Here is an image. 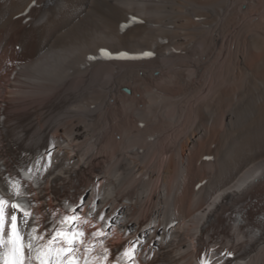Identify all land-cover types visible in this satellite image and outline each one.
Wrapping results in <instances>:
<instances>
[{
    "label": "bare ground",
    "instance_id": "bare-ground-1",
    "mask_svg": "<svg viewBox=\"0 0 264 264\" xmlns=\"http://www.w3.org/2000/svg\"><path fill=\"white\" fill-rule=\"evenodd\" d=\"M1 33L0 197L31 201L25 232L84 196L135 263L201 264L238 221L256 237L225 264H264V90L233 102L264 77V0H0Z\"/></svg>",
    "mask_w": 264,
    "mask_h": 264
},
{
    "label": "snow or ice",
    "instance_id": "snow-or-ice-1",
    "mask_svg": "<svg viewBox=\"0 0 264 264\" xmlns=\"http://www.w3.org/2000/svg\"><path fill=\"white\" fill-rule=\"evenodd\" d=\"M144 55L151 56L152 53ZM47 167L46 165L45 168ZM12 188L16 197H22L21 185L18 182L12 184ZM84 203V196L80 197V203L76 206L65 202L63 204L65 209L74 215L62 216L57 220L53 214V219L48 222L45 232L38 234L37 227H31L30 231L25 232L31 218L30 200L19 199L10 203L9 200L0 197V264H95L97 258L91 255L94 246H85L83 254L78 247V244L82 243L84 233L75 230V221L78 219L75 212L76 208L82 207ZM9 207L12 210L10 214L6 213ZM94 211L95 206L89 211V215H93ZM99 220L105 227L111 226L112 218L106 217L104 213L99 214ZM103 234V229L92 233L93 237ZM142 244L143 240L138 238L118 255L117 260L123 259L126 264H134L139 245ZM108 255V250L103 249L99 259L107 260ZM226 255L231 256L232 253L227 252ZM201 264H213L208 253L202 258Z\"/></svg>",
    "mask_w": 264,
    "mask_h": 264
},
{
    "label": "rangeland",
    "instance_id": "rangeland-1",
    "mask_svg": "<svg viewBox=\"0 0 264 264\" xmlns=\"http://www.w3.org/2000/svg\"><path fill=\"white\" fill-rule=\"evenodd\" d=\"M1 36H3V34L1 33L0 34ZM14 46H12V48H13ZM19 46H16L15 48L18 50L19 48H18ZM4 66H5V63H4V65H3V68H4ZM261 80H263V81H261ZM258 81L260 82V83H258ZM256 82V81H255ZM255 82H253V83H249L248 84V86L247 85H240V83H239V85L238 86H235V88L237 89L236 90V95H235V97H234V101L233 102H235V104L239 107L240 106V104L242 103V102H244L245 100H247L248 99V97H250V96H252V92H254L253 94H256L257 93V90L258 89H260V92H261V90L263 91L264 90V77H262V78H260V77H257V82L255 83ZM261 82L263 83L262 85V87H261ZM256 85H257V87L259 86L260 88H257L256 87ZM247 86V87H246ZM251 86V87H250ZM255 86V87H254ZM238 87H240V88H238ZM242 87V88H241ZM247 88H249L248 90H250V91H247ZM256 88V89H255ZM240 89H242V90H240ZM255 90V91H254ZM242 91V92H241ZM245 91V92H244ZM252 91V92H251ZM248 92V93H247ZM251 94H250V93ZM256 92V93H255ZM238 93V94H237ZM246 94V95H243V94ZM258 93H259V91H258ZM250 94V95H249ZM241 95H243L241 98L239 97V96H241ZM248 96V97H247ZM237 98V99H236ZM242 99V100H241ZM244 99V100H243ZM241 100V101H240ZM237 101V102H236ZM239 102V103H238ZM179 123H181V124H179ZM179 123H176V125L175 126H173L172 128H169L168 130H171V132L169 133V131H166L165 133H163V135L161 136L164 140L162 141V140H160L159 139V141L162 143H159V150H161V151H163V149H165V148H167V146H169L171 143H173V141H175L176 139L178 140V138L180 137V135L181 134H184V133H182L183 131L181 130L182 128H184L183 130H184V132H186L188 129V127L190 126H188L187 125V123L186 122H179ZM190 124V123H189ZM184 125H186V129H185V127H183ZM182 126V127H181ZM178 127H179V129H178ZM176 128V129H175ZM172 129H174V130H172ZM252 129H254L253 128V126H252ZM178 130V131H177ZM182 131V132H181ZM178 132H179V134H178ZM172 133V134H171ZM178 134V136L176 135V134ZM167 134H169V136H167ZM165 135L167 136V137H169V138H167V139H165L166 137H165ZM175 135V136H174ZM240 135V132L238 131L237 133H233V137H237V136H239ZM171 136V137H170ZM172 137H174L173 139H172ZM168 139H169V141H168ZM162 145V146H161ZM161 146V147H160ZM164 156L165 155H161V157H159V159H160V161H163V159H164ZM161 158H163V159H161ZM54 209H53V214H54V218L55 219H59L60 217H62V216H72V215H74V213L73 212H70V211H67V212H65L64 211V209L60 206V205H58V204H54ZM37 212V211H36ZM76 214H77V216H78V219L75 221V230L76 231H82L83 233H84V235H83V238H82V243H80V245H78V247L80 248V252H81V254H83V252H84V247L85 246H89V247H91V246H94V249H95V254L93 255V257H96L97 259H96V262H95V264H126V261L125 260H123V259H121V260H117V257H118V255H116L115 254V252H114V249L115 248H120V250L123 252L124 251V249L126 248V247H130V244L129 243H127V242H123L118 236H116V235H110L108 238H107V241H106V244H105V246L103 245L102 246V244L98 241V240H95V238H97V237H101V236H104L105 234H106V229L105 228H103V227H101L99 224H97V222H96V220H92L91 218H90V216H88V215H86V214H84L81 210H78V208H76V212H75ZM72 214V215H71ZM52 219H53V217H52ZM101 229H104L103 230V235H100V236H96V237H93V235H91V237H89L88 235L89 234H91V232L92 233H94V232H99ZM108 230V229H107ZM46 237H47V235H46ZM48 239V237L47 238H45V240H47ZM109 241V242H108ZM123 242V243H122ZM120 243H122V244H120ZM108 244H109V246H108ZM118 244V245H117ZM128 244V245H127ZM120 245H122V246H120ZM123 247V248H122ZM99 248V249H98ZM102 248V249H101ZM103 249H107L108 250V252H109V255H108V259L107 260H100L99 259V254H101L102 252H103ZM111 257H113V258H111ZM115 260V261H114ZM111 261V262H110ZM117 261V262H116ZM108 262V263H107ZM115 262V263H114ZM134 264H139V262L138 263H135L134 262ZM156 264H167L166 262H162V261H159V262H157Z\"/></svg>",
    "mask_w": 264,
    "mask_h": 264
}]
</instances>
